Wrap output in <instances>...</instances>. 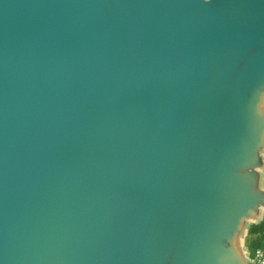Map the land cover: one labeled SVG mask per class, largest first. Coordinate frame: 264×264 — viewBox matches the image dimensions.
I'll return each mask as SVG.
<instances>
[{"label": "rangeland", "instance_id": "obj_1", "mask_svg": "<svg viewBox=\"0 0 264 264\" xmlns=\"http://www.w3.org/2000/svg\"><path fill=\"white\" fill-rule=\"evenodd\" d=\"M176 1L177 10L158 1L145 25L149 0H114L94 22L91 38L68 52V75H105L132 91L70 104L72 120L90 139L119 142L131 152L92 179L90 214L75 213L62 230L78 235L37 242L24 258L30 264H171L188 215L213 211L218 199L242 200V193L228 190L242 189L243 175L227 170L239 171L232 163L243 154L244 90L248 96L264 85L250 81L264 65L250 58L244 39L263 23L264 0ZM120 33V48L106 53Z\"/></svg>", "mask_w": 264, "mask_h": 264}, {"label": "water", "instance_id": "obj_2", "mask_svg": "<svg viewBox=\"0 0 264 264\" xmlns=\"http://www.w3.org/2000/svg\"><path fill=\"white\" fill-rule=\"evenodd\" d=\"M105 1L103 8L89 10L88 17L83 16V22L69 35L51 28L50 21L57 20L58 9H62L58 6L61 0L59 4L55 0H0V264H30L24 258L39 247L37 242L50 238L63 242L78 235L62 230L75 213L83 219L90 214L86 197L92 179L118 161L125 162L131 152L119 142L98 136L90 139L71 118L70 104L78 99L132 92L105 75H68L70 61H66L72 57L68 52L76 53L91 38L94 22L114 0ZM158 1L163 2L149 0L145 25L151 24ZM86 5L90 7L89 1ZM166 5L169 10L180 8L176 0ZM83 11L77 10L75 20L81 22ZM125 25L132 28L133 20ZM122 36L108 41L105 52L111 54L119 47ZM5 55L16 64L11 72L3 70ZM61 71L68 77H60ZM3 172L14 181L4 183ZM86 228L90 231L89 225ZM102 228L109 233L104 225ZM99 237L100 244L104 238L101 233ZM108 241L113 243L110 237Z\"/></svg>", "mask_w": 264, "mask_h": 264}, {"label": "crops", "instance_id": "obj_3", "mask_svg": "<svg viewBox=\"0 0 264 264\" xmlns=\"http://www.w3.org/2000/svg\"><path fill=\"white\" fill-rule=\"evenodd\" d=\"M244 39L252 49L250 58L263 66L264 21L250 27ZM261 72L250 81L264 83ZM254 88L248 96L244 90L240 114L243 154L232 163L239 171L227 170L243 175L241 191L228 190L229 194L242 193V200L230 198L233 202L223 203L218 199L213 211L188 215L180 225L171 264H259L257 251L264 256V85Z\"/></svg>", "mask_w": 264, "mask_h": 264}, {"label": "bare ground", "instance_id": "obj_4", "mask_svg": "<svg viewBox=\"0 0 264 264\" xmlns=\"http://www.w3.org/2000/svg\"><path fill=\"white\" fill-rule=\"evenodd\" d=\"M58 1V2H57ZM89 1L90 7L87 8V2ZM59 4V0H55ZM107 1L105 0H61V3L58 6H62V9L59 11L58 9V19L53 18V21H50L52 23V29L58 32H65L66 34H71L73 35L74 30L76 29L77 26H79L83 21L82 17L84 18L88 17V11L90 10H97L99 8H103L105 6V3ZM81 6V7H80ZM84 6V8H82ZM80 7V8H79ZM97 8V9H96ZM84 10L80 15L81 22L78 21L77 19L75 20V14L77 13V10ZM49 12L48 9H46V14ZM52 14V13H51ZM53 14H56L53 12ZM98 14V13H97ZM55 16V15H54ZM58 23V25L56 24ZM2 59V58H1ZM0 59V61H1ZM12 59L11 57L5 55L3 56V70L5 72H11L16 64H13V62L10 61ZM3 180H5L4 183H6L7 179L9 181H14L12 178H8L7 174L3 172L2 174Z\"/></svg>", "mask_w": 264, "mask_h": 264}, {"label": "built area", "instance_id": "obj_5", "mask_svg": "<svg viewBox=\"0 0 264 264\" xmlns=\"http://www.w3.org/2000/svg\"><path fill=\"white\" fill-rule=\"evenodd\" d=\"M257 258L259 264H264V256L261 254L260 251H257Z\"/></svg>", "mask_w": 264, "mask_h": 264}]
</instances>
